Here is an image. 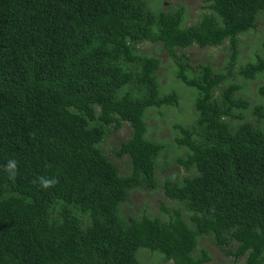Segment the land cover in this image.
<instances>
[{
	"label": "trees",
	"instance_id": "16d2710c",
	"mask_svg": "<svg viewBox=\"0 0 264 264\" xmlns=\"http://www.w3.org/2000/svg\"><path fill=\"white\" fill-rule=\"evenodd\" d=\"M149 0H0V264H207L203 238L232 264H264V40L240 63L239 43L264 31V0H203L208 12L182 27V10ZM160 44L174 79L196 91L189 127L171 145L148 138L149 109L178 107L161 93L160 60L137 46ZM227 43L225 68L177 55ZM263 102L250 104L245 83ZM127 125L115 158L108 130ZM147 130V136L146 135ZM182 151V152H181ZM18 162L14 182L3 165ZM56 177L41 190L33 181ZM160 191L150 213L122 208L133 191Z\"/></svg>",
	"mask_w": 264,
	"mask_h": 264
},
{
	"label": "rangeland",
	"instance_id": "374dc122",
	"mask_svg": "<svg viewBox=\"0 0 264 264\" xmlns=\"http://www.w3.org/2000/svg\"><path fill=\"white\" fill-rule=\"evenodd\" d=\"M148 6L150 9L161 10L163 12H171L181 9L182 27L191 26L202 16V14L208 12V9L205 8L206 3L203 2V0H149ZM263 40L264 31L253 33L242 38L239 43V55L237 60H240V63L249 60L252 53L259 49ZM137 49L142 54L154 56L160 60V67L157 70L156 76L161 93L174 91L178 96V107L149 109L146 112L147 114L144 119L146 120V128H148V138L156 142H162V144L170 143L171 145L170 150L165 154H160L158 162L156 163L155 177L157 181H161V178L172 170V173L184 174L182 171L183 168H179L175 164L168 169H165L159 168V163L162 164L164 160H167L168 157H172L175 154L172 150L173 143L171 142L172 137L176 133L173 126L175 124H180L186 128L195 122V119L194 121L190 120L196 117V114L193 111L196 91L184 86L182 83L174 79L175 68L172 59L162 45L145 43L137 46ZM177 55L188 57L191 63L196 61H199L200 63L209 62L216 68H225L228 61L227 43L216 48L206 49H199L196 46H192L184 51H178ZM244 94H246L244 97L250 104L263 102L262 99L255 95L251 82L245 83ZM129 134L130 130L126 124L116 134H113L111 129H109L108 134L100 144L101 150L116 164L119 173L122 175H125L128 172L127 158H115L113 152L116 150L120 142L125 141L128 138ZM146 136L147 130L145 137ZM160 194L161 192L159 190L150 194L147 191H133L130 194L131 205L126 204L122 207L124 208V210H122L123 214L130 213L128 211H132V208L135 209L133 214L134 212H141V209L144 206L149 208L150 213H152L153 208V211L158 214V211L155 210V204L159 198L163 205L170 208L175 206V204L169 200H165L163 197L161 198ZM200 248L206 250L210 256L207 264H232V260L227 258L218 248H216L208 238H203L201 240ZM137 257L142 264H153L158 261H163V258L160 255L151 253L148 250L138 251Z\"/></svg>",
	"mask_w": 264,
	"mask_h": 264
},
{
	"label": "clouds",
	"instance_id": "9594fccd",
	"mask_svg": "<svg viewBox=\"0 0 264 264\" xmlns=\"http://www.w3.org/2000/svg\"><path fill=\"white\" fill-rule=\"evenodd\" d=\"M3 171L7 175L9 181L14 182L18 175V162L15 159H9L3 166ZM59 183L56 177L40 176L33 181L41 190H48L55 187Z\"/></svg>",
	"mask_w": 264,
	"mask_h": 264
}]
</instances>
